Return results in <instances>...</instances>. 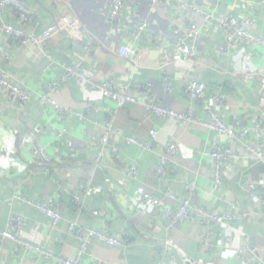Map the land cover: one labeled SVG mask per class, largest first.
Wrapping results in <instances>:
<instances>
[{
  "label": "crops",
  "instance_id": "0c3cea01",
  "mask_svg": "<svg viewBox=\"0 0 264 264\" xmlns=\"http://www.w3.org/2000/svg\"><path fill=\"white\" fill-rule=\"evenodd\" d=\"M34 9L40 18V31L56 22L63 15H72L80 25V39L71 41L67 33L60 32L40 47L19 48L0 31V46L12 58L11 64L3 63L0 69L14 77L31 95L22 111H16L0 93V230L6 229L12 215L25 220L23 237L32 243L65 258L77 260L79 240L66 234L68 223L84 229H96L108 234H123L125 244L113 249L103 244H91L81 258V264H243L234 250L225 249L228 238L234 247L248 245L264 247V216L260 201L249 197L242 189L252 183L257 195L264 194L262 166L239 143L225 142L235 157L230 159L223 175L221 187H212L213 170L209 159L201 152L210 149L217 137L198 124L173 123L146 116L140 106H126L115 120L120 137H110L105 156L95 165L90 138L101 132L93 122H81L77 111L84 105H92L96 111L92 118L102 121L108 117L114 105L101 98L89 85L74 81L67 83L59 96L62 106L68 109L59 115L48 107H41L37 97L46 90L49 82L58 80L63 69L58 64L72 65L82 58L88 49L81 69L96 81L114 79L131 86L135 82L149 84L153 97L168 108L191 111L201 120L207 117L199 102L191 101L183 92V82H204L208 94L220 89L226 97L220 115L233 129H250L252 121L264 115L259 103L263 93L260 84L264 76V51L251 45H241L228 56L219 55L218 46L224 37L214 26L202 31L194 43V57L190 61L169 63L162 69L161 57L177 55V47L185 42L184 15L176 13L175 4L168 0L163 6L149 12V32L156 33V43H132L126 37H118L108 17L109 0H20ZM127 14L137 10L143 19L148 14L149 0H125ZM133 2L138 3L134 10ZM197 4L217 17H254L256 34L264 32V0H196ZM185 20V18H184ZM7 21L17 26L16 15ZM140 19L132 18L122 24L126 32L134 31ZM121 45L133 46L145 54L142 67L135 66L130 58L117 53ZM49 56L55 64L46 72L42 67ZM249 69L256 72L254 83H247L243 75ZM163 74H169L171 93L163 90ZM84 111V109H83ZM67 128L62 139L56 135ZM149 130L158 133L153 151H143L125 141L132 136L140 140L148 137ZM23 133H28L31 143H41L50 157L45 164L32 154L29 146L20 147ZM175 143L177 152L170 157L168 171L162 181L154 174L158 157L164 153L167 143ZM254 143L250 134L246 138ZM118 153L112 157L110 150ZM264 152V144H263ZM137 164L138 172L132 179L125 176L131 164ZM193 184L192 192L185 186ZM84 189L92 190L84 196ZM171 190L175 201H168L165 192ZM143 194L161 200V208H153L141 200ZM15 195L42 203L52 198L61 213V220L51 228L49 220L33 206L14 199ZM81 203L73 202V196ZM205 210L222 214L225 211L246 212L244 220H236L222 227L187 222L167 228L162 209L176 211L184 197ZM102 211V215L94 212ZM0 264H53L42 256H32L10 240L0 237ZM245 264H254L245 262Z\"/></svg>",
  "mask_w": 264,
  "mask_h": 264
},
{
  "label": "built area",
  "instance_id": "2783aa9c",
  "mask_svg": "<svg viewBox=\"0 0 264 264\" xmlns=\"http://www.w3.org/2000/svg\"><path fill=\"white\" fill-rule=\"evenodd\" d=\"M168 0H149L148 14L141 19L137 13L138 3L133 2V11L130 14L125 12V0H109L108 1V17L110 24L115 29L118 37H126L132 43L147 42L149 44L156 43L159 36L156 33L149 32V12L156 7L163 6ZM176 6V13L184 15L183 22L185 23L184 31H182L185 40L188 43H181L177 47V55L169 59L167 55L161 57L162 69L165 70L169 63L186 62L194 57V43L198 35L208 26H214L222 32L224 41L218 46L217 52L219 55L228 56L233 50H236L241 45H251L254 48H259L264 51V32L256 34L252 28L257 25V20L254 17L236 18L228 15L217 17L213 11H208L197 4L196 0H170ZM11 15H16L17 26L7 21ZM140 19L137 28L132 32H126L122 29L124 21L132 18ZM185 18V20H184ZM40 25V18L34 9L27 7L20 0H0V31L13 44L19 48L24 47H40L46 44L53 36L60 32L67 33L68 38L77 42L80 39L81 25L79 21L72 15H63L56 22L44 27L39 35L35 34L36 28ZM88 49H84L82 58L72 65L58 64L63 69V72L58 80H53L48 83L46 90L40 93L37 97V103L41 107H48L57 111L59 115H64L68 111L67 108L61 105L59 96L63 93L67 83L74 81L78 84L89 85V87L97 91L101 98L111 102L114 108L109 112L108 117L102 121H97L92 118V113L96 108L92 105H84L76 113L79 121L93 122L94 125L100 128L101 132L93 135L90 138L92 150L95 152L93 162L99 166L105 156V150L108 139L110 137H120V131L115 126V120L118 112L126 106H140L144 114L148 117L155 116L173 123L198 124L202 125L217 137V142L210 149H205L201 155L212 164L213 179L212 187L217 191L223 180V175L230 159L235 157V154L230 150L225 142H236L249 154L254 156L256 161L262 166L264 175V115H259L252 121L250 129H233L229 127L221 117L220 113L226 104V97L220 92V89L213 94H208L207 87L204 82L196 80H186L183 82L184 94L193 102H199L202 106L203 113L207 117L206 120H201L193 115L191 111H179L173 108H168L158 102L152 95V88L149 84L135 82L131 86L120 84L114 79L105 81H96L90 75L81 69L82 62L87 56ZM118 55L124 58H130L135 66L142 67L145 60V54L137 51L133 46L121 45L117 49ZM0 56L3 63L11 64L12 58L6 50L0 46ZM55 64L54 61L47 56V62L42 67V71L46 72ZM169 74H163V90L165 93H171ZM243 79L247 83H254L256 80V72L254 69H249ZM260 84L263 88V93L259 98V103L264 106V76H261ZM0 93L5 95L7 102L13 106L16 111H22L30 102L31 95L14 77L9 75L5 70L0 69ZM67 128H62L58 131L56 138L62 139L67 133ZM252 134L254 143L249 144L246 138ZM125 141L131 145L137 146L143 151H153L157 141L158 133L155 130H149L148 137L145 140H140L132 136L125 137ZM29 146L32 150L34 158L50 164L51 160L47 154L45 147L39 143H31L28 133H23L20 141V147ZM177 147L175 143H167L164 153L158 157V162L154 168V174L158 181H162L168 171V163L170 157L175 155ZM118 153V149L113 147L110 150V156L114 157ZM138 172L137 164H131L125 171L127 178H134ZM187 192H192L193 184L185 186ZM243 191L251 198H258L261 205L262 215L264 216V194L257 195L252 183H245L242 187ZM92 190L84 189L82 194L89 195ZM165 197L168 201H175V195L171 190L165 192ZM190 196H186L180 202L176 211L170 208L162 209V214L167 222V228H174L176 225L187 222H195L202 225H215L222 227L225 224L236 220H244L247 217L246 212L235 213L225 211L222 214L211 213L204 208H198L191 203ZM14 199L33 206L40 214L44 215L49 220L51 228L57 226L61 220L56 203L52 198H46L44 202L39 203L27 200L20 195H15ZM141 200L148 203L153 208H161L162 203L158 198L148 194H143ZM73 202L80 205L81 200L78 196H73ZM102 211L94 212V215H102ZM25 220L19 215H12L7 221L6 229L0 230V237L4 240H10L17 246L22 248L25 253L32 256H42L47 262L53 264H81V258L87 253L88 247L91 244H103L113 249H121L125 244L123 234H108L96 229H84L76 226L74 223H68L66 234L79 240L80 248L77 251V260L69 259L56 255L53 252L43 248L41 245L32 243L23 237ZM123 235V236H122ZM225 249L234 250L236 257L241 263L253 262L254 264H264V247H251L242 245L234 247L230 239H224ZM206 264H213L211 262Z\"/></svg>",
  "mask_w": 264,
  "mask_h": 264
}]
</instances>
